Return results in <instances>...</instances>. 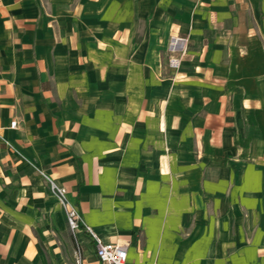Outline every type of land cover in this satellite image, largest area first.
<instances>
[{
  "label": "crops",
  "instance_id": "1",
  "mask_svg": "<svg viewBox=\"0 0 264 264\" xmlns=\"http://www.w3.org/2000/svg\"><path fill=\"white\" fill-rule=\"evenodd\" d=\"M0 136V264H99L41 172L127 264H264V0H0Z\"/></svg>",
  "mask_w": 264,
  "mask_h": 264
},
{
  "label": "built area",
  "instance_id": "2",
  "mask_svg": "<svg viewBox=\"0 0 264 264\" xmlns=\"http://www.w3.org/2000/svg\"><path fill=\"white\" fill-rule=\"evenodd\" d=\"M178 41H173L172 46L176 47ZM173 66L177 65L176 61H172ZM11 128H16V122L11 123ZM0 138L8 144L1 136ZM41 175L45 177L51 185L53 194L58 198L60 204L63 206L67 223L73 233L80 230V224L83 223V217L79 210L70 204L67 198V190L63 187L56 185L44 172ZM85 225V224H84ZM87 232L92 236L96 245V256L99 264H127L128 258V245L112 242H105L99 235L95 234L89 227L86 226Z\"/></svg>",
  "mask_w": 264,
  "mask_h": 264
},
{
  "label": "trees",
  "instance_id": "3",
  "mask_svg": "<svg viewBox=\"0 0 264 264\" xmlns=\"http://www.w3.org/2000/svg\"><path fill=\"white\" fill-rule=\"evenodd\" d=\"M80 230H85L87 232L86 226L83 223L80 224Z\"/></svg>",
  "mask_w": 264,
  "mask_h": 264
},
{
  "label": "rangeland",
  "instance_id": "4",
  "mask_svg": "<svg viewBox=\"0 0 264 264\" xmlns=\"http://www.w3.org/2000/svg\"><path fill=\"white\" fill-rule=\"evenodd\" d=\"M78 260L80 261V257L78 258Z\"/></svg>",
  "mask_w": 264,
  "mask_h": 264
}]
</instances>
